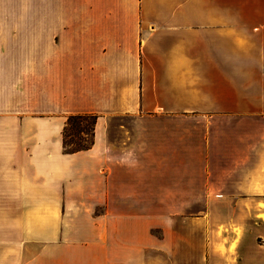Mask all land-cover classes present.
I'll list each match as a JSON object with an SVG mask.
<instances>
[{"label":"crops","instance_id":"0c3cea01","mask_svg":"<svg viewBox=\"0 0 264 264\" xmlns=\"http://www.w3.org/2000/svg\"><path fill=\"white\" fill-rule=\"evenodd\" d=\"M0 0V264H264V1ZM93 143L65 154L69 116Z\"/></svg>","mask_w":264,"mask_h":264},{"label":"trees","instance_id":"16d2710c","mask_svg":"<svg viewBox=\"0 0 264 264\" xmlns=\"http://www.w3.org/2000/svg\"><path fill=\"white\" fill-rule=\"evenodd\" d=\"M95 120L93 115H73L67 118L62 130V147L65 154L91 148Z\"/></svg>","mask_w":264,"mask_h":264},{"label":"rangeland","instance_id":"374dc122","mask_svg":"<svg viewBox=\"0 0 264 264\" xmlns=\"http://www.w3.org/2000/svg\"><path fill=\"white\" fill-rule=\"evenodd\" d=\"M254 1H264V0H229L230 4V15L229 16H253Z\"/></svg>","mask_w":264,"mask_h":264}]
</instances>
